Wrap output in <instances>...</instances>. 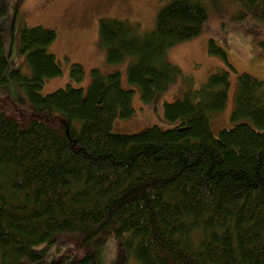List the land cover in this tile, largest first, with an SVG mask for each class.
Listing matches in <instances>:
<instances>
[{
	"label": "trees",
	"instance_id": "obj_1",
	"mask_svg": "<svg viewBox=\"0 0 264 264\" xmlns=\"http://www.w3.org/2000/svg\"><path fill=\"white\" fill-rule=\"evenodd\" d=\"M224 1L264 19V0ZM220 2L169 0L146 33L101 19L108 64L132 58L128 80L153 103L181 74L168 50L197 37ZM55 39L53 29L24 26L19 50L30 74H8L0 34V86L11 80L27 95L21 106L0 91V264L36 262L37 245L60 239L83 252L72 264H95L88 245L110 234L122 242L119 260L135 264H264V82L237 76L234 126L216 135L211 120L227 106L233 67L212 39L210 53L228 67L165 104L172 126L118 133L115 119L135 112L120 71L92 69L87 93L72 84L41 92L63 72L48 52ZM70 75L82 82V65Z\"/></svg>",
	"mask_w": 264,
	"mask_h": 264
},
{
	"label": "rangeland",
	"instance_id": "obj_2",
	"mask_svg": "<svg viewBox=\"0 0 264 264\" xmlns=\"http://www.w3.org/2000/svg\"><path fill=\"white\" fill-rule=\"evenodd\" d=\"M169 0H0V8L5 15L0 18V34L4 41V51L9 61L7 73L19 69L30 74L25 55L19 50V39L24 26H42L53 29L56 39L48 46V52L54 54L63 72L48 80L41 92H54L68 84L83 87L87 93L91 82V70L99 68L109 72H121L122 86L133 89L135 112L128 119L116 118L112 130L118 133H134L146 130L154 125L162 128L172 126L164 116L166 103L180 98L190 86L198 88L211 74L228 67L220 56L209 51V41L214 39L222 47L233 67L230 73L231 87L227 106L211 120V126L217 135L222 128H232L231 113L235 105L237 76L249 73L264 82V19L256 17L238 1L218 0L220 4L210 6V17L203 31L192 39L179 42L168 50L167 60L177 65L181 74L168 89L157 95L153 103H145L139 87L128 80V66L132 58L117 65L107 62V54L99 42V25L103 18L128 22L135 32L146 33L153 29L161 7ZM79 63L85 71L82 82L71 80V65ZM0 91L10 94L16 103L26 104L24 89L11 80ZM101 239H103L101 241ZM64 241V242H63ZM118 241L113 235H98L88 245L95 254V264H135L133 257L125 255L119 260ZM41 255L36 262L27 264H72L83 253L71 248L68 241L60 239L53 244H39L35 247Z\"/></svg>",
	"mask_w": 264,
	"mask_h": 264
}]
</instances>
